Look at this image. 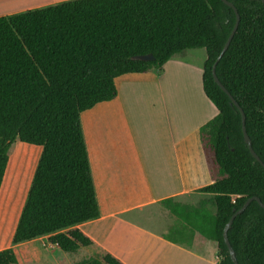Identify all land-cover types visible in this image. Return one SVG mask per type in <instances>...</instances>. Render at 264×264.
Returning a JSON list of instances; mask_svg holds the SVG:
<instances>
[{
    "label": "trees",
    "instance_id": "1",
    "mask_svg": "<svg viewBox=\"0 0 264 264\" xmlns=\"http://www.w3.org/2000/svg\"><path fill=\"white\" fill-rule=\"evenodd\" d=\"M240 16L216 73L246 114L264 162V1L228 0ZM237 13L223 0H68L0 16V190L14 142L42 148L11 244L0 264H20L16 246L49 236L73 253L93 243L77 225L101 211L81 113L118 95L115 79L143 73L189 49L205 48L203 89L218 114L200 128L219 178L197 205L160 204L182 224L165 238L189 247L215 242L219 264H236L224 239L234 212L252 196L264 203V165L245 141L240 110L215 81L213 65ZM153 54L152 60L135 59ZM239 264H264V208L252 201L228 231ZM76 264H124L107 253Z\"/></svg>",
    "mask_w": 264,
    "mask_h": 264
},
{
    "label": "crops",
    "instance_id": "2",
    "mask_svg": "<svg viewBox=\"0 0 264 264\" xmlns=\"http://www.w3.org/2000/svg\"><path fill=\"white\" fill-rule=\"evenodd\" d=\"M64 1L68 0H0V16ZM181 59L166 62L163 74L152 68L143 73L118 76L115 79L117 97L81 113L101 215L75 228L93 243L69 253L77 254L76 259L67 252L60 253V249L49 242V236L19 245L46 241L58 255L66 258L64 264H76L93 257L102 259L107 253L124 264H219L215 242L208 240L203 248L171 242L164 236V227H159L148 213L149 208L161 206L160 201L166 197L175 196L183 202L192 195L199 196V200L210 197L199 189L219 178L214 154L200 137L201 126L218 114V109L204 92L201 67H196L200 73L202 71V83L195 92L179 88L178 96L186 95L183 101L167 87L169 73L186 76L192 71L190 64ZM140 89L150 91L152 95L158 91L161 113L164 114L165 109L168 115L167 120L161 122L165 135H161V139L166 147L150 155L141 150L127 110V98ZM176 115L180 118L175 119ZM34 147L39 149L36 169L42 148ZM6 247L7 244L0 249ZM53 258H46L48 262L39 255L37 259L42 262L40 264H60Z\"/></svg>",
    "mask_w": 264,
    "mask_h": 264
},
{
    "label": "rangeland",
    "instance_id": "3",
    "mask_svg": "<svg viewBox=\"0 0 264 264\" xmlns=\"http://www.w3.org/2000/svg\"><path fill=\"white\" fill-rule=\"evenodd\" d=\"M177 55L173 56L171 60L185 59L184 61L192 67V71L186 76L169 73L167 87L171 93L175 91V97L177 99L183 101L186 95L178 96L179 88H189L192 92H195L199 84L202 83V71L207 58V52L205 48H196L186 50ZM199 66L202 69L201 73L196 68ZM164 71L165 67L163 66L161 74ZM160 102L161 98L158 91L152 95L150 91L144 92L140 89L139 91L132 92L131 97L127 98V110L132 120L137 139L139 138L138 143L140 142L141 150L145 152V155L163 151V148L166 147L164 140L161 139V135L165 136L161 122L167 120L168 115L165 109L164 114L161 113ZM178 118H180V115H176L175 119ZM38 156L39 149L37 147L21 142L20 140L14 142L12 146L8 171L0 192V247H3L5 244L8 246L11 244L15 226L18 223L26 200L25 195L32 182L33 171ZM199 201V196L192 195L191 199H186L184 202L197 205ZM148 213L153 217L159 227H164L165 234L169 233L171 228L182 224L177 217L160 205L149 208ZM16 251L20 264H40L41 261L38 262L37 259L39 255H41V259L48 260V262L49 259L46 258H50L51 256L54 257L53 261L58 260L60 264L67 262L66 258L58 255L46 241L42 243L39 240L31 244L18 245ZM60 253L66 254L61 250ZM67 255H72L71 257L75 259L78 257L77 254L68 253Z\"/></svg>",
    "mask_w": 264,
    "mask_h": 264
},
{
    "label": "water",
    "instance_id": "4",
    "mask_svg": "<svg viewBox=\"0 0 264 264\" xmlns=\"http://www.w3.org/2000/svg\"><path fill=\"white\" fill-rule=\"evenodd\" d=\"M225 3H227L228 5H230L231 7H233L237 13V22L235 24V26L233 27L221 53L219 54V56L217 57L214 65H213V75H214V79L215 81L221 86V88L230 96L231 98V101L233 104H235V106L240 110L241 114H242V121H243V132H244V137H245V141L246 143L248 144L249 146V149L251 151V153L253 154V156L259 161L261 162L262 165H264V162L263 160L260 158V156L257 154V152L254 150L253 148V145H252V140L251 138L249 137L248 133H247V129H246V114L243 110V108L240 106V104L237 102V100L234 98V96L229 92V90L222 84V82L220 81L217 73H216V67H217V64L218 62L220 61V59L222 58V56L224 55V53L227 51V49L229 48L231 42H232V39L238 29V26H239V21H240V16H239V13L237 11V8L235 7V5L233 3H231L230 1L228 0H223ZM264 1V0H263ZM135 59H140V60H152L154 59V55L153 54H144V55H136L134 57ZM258 201L259 204L264 208V203L263 201L261 200L260 197L258 196H252V197H249L245 202L244 204L239 208L237 209L234 214L231 216L230 220L228 221V223L226 224L225 228H224V239L229 247V250H230V254H231V257L233 259V261L236 263V264H239L238 263V260H237V257H236V252L234 250V248L232 247L230 241H229V237H228V231L229 229L232 227V224L234 222V219L236 218L237 215L243 213L246 208L249 206V204L252 202V201Z\"/></svg>",
    "mask_w": 264,
    "mask_h": 264
}]
</instances>
